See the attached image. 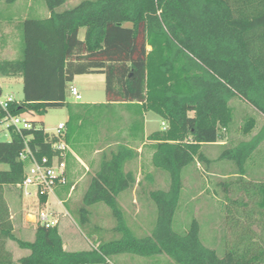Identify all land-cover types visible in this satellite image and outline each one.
Listing matches in <instances>:
<instances>
[{"label": "trees", "instance_id": "16d2710c", "mask_svg": "<svg viewBox=\"0 0 264 264\" xmlns=\"http://www.w3.org/2000/svg\"><path fill=\"white\" fill-rule=\"evenodd\" d=\"M66 1L46 0L48 17L21 24V58L0 61L1 76L23 80V101L11 104L10 112L44 115L68 107L65 140L70 143L87 126L79 124L81 115L67 101L70 84L78 75L102 73L107 104L136 105L163 120L166 129L148 140L154 143L152 164L168 174L169 188H156L154 174L146 176L156 219L150 234L131 230L117 199L137 184L136 174L127 170L137 153L119 144L103 151L77 210L80 227L88 230L90 207L108 206L115 219L110 240L69 252L57 228L42 226L33 242L17 240L4 186L22 183L26 163L19 159L23 137L12 132L10 141L0 142V165L8 166L0 170V264H112L113 257L126 254L167 255L176 264H264V182L242 179L264 143V122L249 140L220 145L216 160L234 163L240 177L235 184H218L230 231L224 256L202 242L197 219L184 234L173 228L182 174L194 163L209 167L213 162L202 146L221 142V131L234 121L230 103L240 99L264 118V0H83L58 11ZM4 115L0 107V120ZM253 124L248 119L244 132ZM35 126L23 135L33 137L30 146L39 157L51 156L53 139L42 125ZM9 240L30 254L13 260Z\"/></svg>", "mask_w": 264, "mask_h": 264}, {"label": "rangeland", "instance_id": "374dc122", "mask_svg": "<svg viewBox=\"0 0 264 264\" xmlns=\"http://www.w3.org/2000/svg\"><path fill=\"white\" fill-rule=\"evenodd\" d=\"M83 0H67L66 3L58 9L63 11L71 9L77 6ZM48 7L46 0H17L14 4H8L5 1H0V61L1 60H15L22 56V31L21 24L26 19H43L48 15ZM81 36H84V29L81 30ZM78 82H72L70 85L78 88L79 92L83 96V102L90 100L105 101V85L97 82V77L94 80H89L87 76L80 75ZM0 89L2 90V98L7 99L13 97L16 101H23V86L19 79H8L0 75ZM70 101H75V98L68 92ZM234 112V121L227 128L221 131L222 139L219 142L220 145L234 146L240 141L249 140L260 128L264 122L263 117L254 111L250 106L241 101L240 99H234L230 103ZM113 112L118 113V108H109L103 113L96 115L95 117L89 116L91 121L101 122L102 125H113ZM33 114V113H32ZM30 112L22 113L23 118H29L36 122V125L43 126L46 133L49 135L56 134V129L60 123H66L69 118V108H52L48 109L44 115L35 113L32 115ZM97 116H101L100 118ZM112 116V117H111ZM88 118V117H87ZM108 119V120H107ZM248 119H252V129L245 133L244 126ZM114 121V120H113ZM41 122L43 124H41ZM121 122H124L123 120ZM161 120L155 114H150L149 129L157 130L161 128ZM95 127H90V130ZM88 136V135H85ZM9 136L4 127L0 126V142L9 140ZM92 134H90L89 140H92ZM87 142V145H82V152L87 157L96 159L94 152L99 148V144L92 141ZM110 142V139H108ZM203 153L213 160V162L206 167L202 163H194L187 167L182 174L183 190L181 193L180 204L177 214L174 219L173 228L176 232L184 234L188 231L193 219H197L201 226V240L202 242L213 249H216L219 256H224L227 241L230 238V231L227 227L226 221V201L225 196L221 188L218 186L222 182L236 183L240 177L237 174L236 165L230 161L216 160L222 151V146H210L205 145L202 147ZM110 152V150H107ZM147 152V151H146ZM146 171L143 172V176L150 170L145 160ZM73 167V168H72ZM69 173H73V177L69 176V187L74 183L79 174L86 170L79 168V166H72ZM7 166L0 165V170H6ZM93 170L88 173V176L84 178L80 185V196H73L67 201V205H78L84 195V190L92 175ZM81 175V174H80ZM76 176V177H75ZM155 187L167 190L169 188V176L164 171L155 172ZM244 180L254 182H264V143L259 150L250 159ZM147 187L149 184H146ZM65 188L66 191L69 188ZM64 189V190H65ZM79 190V186L78 189ZM87 190V189H86ZM15 194L20 199V190L14 188ZM63 198H66V192ZM86 192V191H85ZM83 193V194H82ZM236 193V192H235ZM236 194H233L235 196ZM80 197V198H79ZM76 198V199H75ZM74 199V200H73ZM136 199L141 204L143 209L151 207L153 211V219H156L157 209L154 202L147 196L137 195ZM149 200V201H148ZM73 201V203H71ZM150 203V204H149ZM151 205V206H150ZM150 206V207H149ZM80 207V206H79ZM72 218L75 219V213L77 216V210ZM106 207L110 215L105 214L103 208ZM97 208L100 220H103L112 227L115 223V219L111 214V210L103 203L93 205L90 210ZM126 215L131 219L133 217L127 212ZM154 219V221H155ZM78 221V220H77ZM78 223V222H77ZM79 225V223H78ZM80 226V225H79ZM153 226V225H152ZM151 227L144 226L142 229L134 228L136 234L143 235L148 234ZM82 230V228L80 227ZM150 233V232H149ZM112 234L107 237L110 240ZM24 254H28L25 252ZM114 261L118 264H176L167 255H160L151 258H144L136 255H119L113 257Z\"/></svg>", "mask_w": 264, "mask_h": 264}, {"label": "crops", "instance_id": "0c3cea01", "mask_svg": "<svg viewBox=\"0 0 264 264\" xmlns=\"http://www.w3.org/2000/svg\"><path fill=\"white\" fill-rule=\"evenodd\" d=\"M48 16H49V12L47 17ZM85 76H87L89 80L92 79L94 80V78L97 77L96 78L97 82L104 84L106 87V77L104 74L94 73V74H86ZM80 77H81L80 75L76 76L74 78L73 83L78 82ZM8 79H13V78H8ZM14 79L21 80L23 86L22 78H14ZM0 92L2 93L1 89ZM67 101L71 105V108L74 110V112L81 115L79 124L87 122V126L84 129V133L75 135V137L72 138L70 142L71 144L68 143L69 147L72 150V152L68 156V173L70 172L71 167L74 165H75L74 169L76 168V166H79V168H84L86 172L82 171L80 173L81 175L79 174L78 178H76L74 183L71 184V186L75 187V190L73 191L71 197L68 198L69 189L71 187V186L69 187L68 185L69 188L67 191L65 188H61L57 191V195H56L57 199L66 200L65 203V207H66L68 200H70L73 196L75 197L78 196L77 193H79L80 191L81 182L84 180L86 176H88V173L91 170H93L91 175L92 177L97 172L103 151L112 150L119 144H126L128 147L134 149L137 153V158L127 165V170H132L136 174L137 184L133 189L121 193L117 200L125 213L128 226L131 230L135 232L134 228L142 229L144 226L147 227L149 226L152 228L155 218L153 219L154 215L152 208L150 207L151 205L149 206L150 210L143 209L139 201L136 199V197L139 194L142 196H147L149 198L153 190V186L151 184H149V186L147 187L146 185L147 181L145 180L148 174H154L155 176V172H156V169L152 164L154 143L150 142L148 140V137L152 133L164 129L163 120L160 118L162 125L161 128H158L155 131L150 130L149 118H150V114H154L153 112L141 111L136 105H132V104H107L106 94H105V101L102 102L97 100H90L83 102V96H82V100L80 101H76V100L70 101L69 97L67 98ZM109 108L119 109L118 113L113 112L112 114L114 120V121L112 120L113 125H109L105 127L104 125L101 124V122L99 123L96 121H91V118H89V116L95 117L96 115L103 113V111H106V109ZM33 114H35V112ZM98 117L100 118L101 116H97V118ZM69 118H70V114H69ZM122 120L124 122H121ZM41 124L43 123L41 122ZM91 126L95 127V129L90 130ZM66 131H67V127H66ZM90 134H92V137H94L93 138L94 142L99 144L98 145L99 148L96 149L94 152V155L96 156L95 161L94 159L92 160V158L87 157V155H85V153H83L81 149L82 145H87ZM51 136L52 135H50V137ZM108 139H110V142H108ZM10 140L11 139L7 141ZM210 146L216 147V146H220V144L217 143V144H212ZM145 160H147V165L150 168V170L146 173V176H143V172L146 171L147 169L145 165ZM71 174L73 175V173L68 174L70 178L73 177ZM91 177L89 178V181ZM89 181L87 182L84 193L88 188ZM78 186H79V190H77ZM14 188L19 189L17 186H4V199L9 208L11 221L14 227L13 235L17 240L31 243L35 239V233L37 228V225L33 221V216H34L33 214L38 211L39 205L32 198H23L20 189H19L20 199H18V197L15 194ZM65 191L67 193H66V198L64 199L63 196H65L64 194ZM56 201H57L56 197H52L50 199V204L52 206H55V208H57L58 211H62V208L58 206ZM81 201L77 206L67 205L66 209L69 211L70 217L61 218L60 223L57 226V229L63 239L64 249L69 252L91 250L97 248L102 241L109 239L107 236L111 234L110 231L115 225L114 223V225L111 227L110 224H107L103 220H100L99 214L97 213V208H95L90 210L92 228L88 230L85 229L81 230L80 226L77 223L78 221H77L76 213H75V219L72 218V215H74V211L76 212V207L78 208L81 205ZM71 203H73V201H71ZM98 208L100 209L103 208L105 214L110 215L106 207H98ZM127 212L133 217V219L132 218L130 219L126 215ZM149 232L148 234H150ZM7 251L12 255V258L15 261L30 254V250L20 248L18 243L14 240L8 241ZM25 252H28V254L27 255L24 254ZM111 263L118 264L119 262L116 263L114 259H112Z\"/></svg>", "mask_w": 264, "mask_h": 264}, {"label": "built area", "instance_id": "2783aa9c", "mask_svg": "<svg viewBox=\"0 0 264 264\" xmlns=\"http://www.w3.org/2000/svg\"><path fill=\"white\" fill-rule=\"evenodd\" d=\"M69 93L76 101L82 100V95L77 87L70 86ZM13 103L20 104L13 97L3 99L0 92V107L5 113L0 120V126L4 127L9 139H12L11 133L14 132L21 135L24 140V148L19 153V159L26 163V167L24 180L17 187L21 190L23 198H32L39 205L38 211L33 214V221L37 227L57 228L61 218L70 217V213L65 207L66 200L57 199L56 196L59 189L69 185L68 156L72 150L65 140L66 124L60 123L56 134L51 136L53 139L50 142L52 155L39 157L37 151L30 146L33 137L23 135L26 130L36 129V123L29 118H23L22 113L13 115L10 112V106ZM26 112L34 113L33 111ZM164 129H166L165 126ZM74 190L75 187L71 186L68 198L71 197ZM52 197H56V203L62 208V211H58L55 206L50 204Z\"/></svg>", "mask_w": 264, "mask_h": 264}]
</instances>
